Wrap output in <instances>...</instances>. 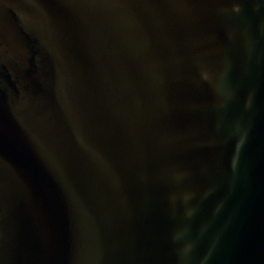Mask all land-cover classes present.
Returning a JSON list of instances; mask_svg holds the SVG:
<instances>
[{"label":"water","instance_id":"obj_1","mask_svg":"<svg viewBox=\"0 0 264 264\" xmlns=\"http://www.w3.org/2000/svg\"><path fill=\"white\" fill-rule=\"evenodd\" d=\"M0 264H264V0H0Z\"/></svg>","mask_w":264,"mask_h":264}]
</instances>
